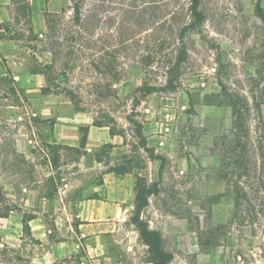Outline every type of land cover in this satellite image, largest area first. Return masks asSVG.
<instances>
[{
  "label": "rangeland",
  "instance_id": "obj_1",
  "mask_svg": "<svg viewBox=\"0 0 264 264\" xmlns=\"http://www.w3.org/2000/svg\"><path fill=\"white\" fill-rule=\"evenodd\" d=\"M170 1L169 8L178 10L175 21L183 24L187 0ZM201 1L204 19L183 37L187 53L175 89L147 93L140 87L163 85L164 76L156 64L133 60L128 40L119 54L120 74L108 80L109 98L79 103L65 91L70 83L32 77L50 59L38 40L45 25L37 26L28 0L5 3L11 10L0 39L18 41L0 42V90L20 104L3 114L20 122L14 142L26 155L28 172L0 171V264H153L130 220L142 186L153 189L140 218L160 234L171 254L167 264H264V216L251 221L242 201L243 224L229 221L233 195L219 174L222 148L215 145L232 123L220 84L256 103L259 113L248 124L253 137L264 139V0ZM61 2L67 9L70 0ZM62 15L67 18L68 9ZM100 18L98 38L107 26L116 35L118 19ZM152 26L144 25L138 38L158 33ZM128 38L123 30L122 39ZM171 47L165 44L164 52ZM65 118L105 126L110 140L86 145V126L80 125L77 145L59 143L54 134L63 130L54 125ZM254 161L264 173V151ZM109 169L130 172L124 190L109 189L125 202L98 221L103 207L88 199L105 197L98 185ZM237 254L239 261L233 260Z\"/></svg>",
  "mask_w": 264,
  "mask_h": 264
},
{
  "label": "trees",
  "instance_id": "obj_2",
  "mask_svg": "<svg viewBox=\"0 0 264 264\" xmlns=\"http://www.w3.org/2000/svg\"><path fill=\"white\" fill-rule=\"evenodd\" d=\"M114 2L70 0L67 18L62 15L67 10L64 7L57 12L44 13L45 29L38 40L42 50L49 53L50 59L48 63L42 65L41 72L46 79L50 76L62 83H70V87L65 91L73 103L85 102V98L90 97L99 102L101 99L109 98L111 88L108 80L118 78L122 64L119 54L127 46L128 40L133 60L142 65L156 64V68L161 69L164 76L163 85L144 82L140 87L147 93L158 89H175L187 53L183 37L186 32L196 30L204 19L201 0H187L185 10L188 20L181 25L175 21L178 10L169 8L170 0ZM159 2L162 3L163 9H159L160 14L156 15L154 10L160 7ZM153 4L157 6H152ZM112 9L115 11V17L107 14ZM102 15L104 21L118 19L114 27L116 35H113L114 30L107 26L103 28L102 36L98 38L97 29ZM14 19L17 20L18 16H14ZM124 22H127L126 28ZM148 24L153 25L158 33H154L152 29L150 34L138 38L143 26ZM123 30L125 33L129 32L127 40L122 39ZM165 44L171 45L173 50L164 52ZM220 86L231 108L232 123L215 141V145L222 148L219 174L226 181V189L233 195L234 207L229 221H240L241 225L245 219L240 208L242 201L248 206L247 217L251 218V221L264 216V173L254 161V157H259L264 151L262 149L264 139L258 135L257 138L253 137L248 124L254 111L259 113L256 103H250L242 94L228 92L222 84ZM20 98L22 99L21 95ZM18 104H20L18 99H11L9 93L0 90V171L15 174L28 172V169L26 170L28 160L26 155L15 147L14 135L20 122L9 120L3 111ZM152 189L142 186L136 190L130 220L137 228L141 240L146 243L152 263L167 264L171 254L163 249L160 234L150 229L148 223L140 218ZM3 215L0 212V216ZM233 260H241V255L237 254Z\"/></svg>",
  "mask_w": 264,
  "mask_h": 264
},
{
  "label": "crops",
  "instance_id": "obj_3",
  "mask_svg": "<svg viewBox=\"0 0 264 264\" xmlns=\"http://www.w3.org/2000/svg\"><path fill=\"white\" fill-rule=\"evenodd\" d=\"M29 1V7L32 11V17H36L38 20V24L37 26L39 27V22L42 21V25H45L44 23V13L46 11H50V12H57L61 9V0H28ZM14 0H0V26H2V21H4L7 16L9 15L10 17V10H11V5L14 4L13 3ZM10 4V6H8L7 4ZM41 27V26H40ZM3 41H18L15 38H4V39H0V42ZM32 77H37V76H41L44 79V75L43 73H39V72H33L31 73ZM61 126L62 130H63V134L60 136H57L56 134H54V136L56 137V141L62 144H66V145H70V146H75L77 145V139H78V133H79V129L78 126L80 125H85L86 126V145L89 144L90 142L92 144H97V142L99 141V143H104L106 141L110 140V132L105 126H96L93 125L91 122H78L75 123L74 122V118L72 119H68L65 118V120H63L60 123H55V127L57 126ZM75 127L76 129V133L73 134V128ZM127 175H130L129 171L123 172V173H117L114 170L109 169L108 171H105L103 174V182L100 183L98 186L99 187H104V193H106L104 198L101 197H93L91 199L88 200H94L96 202L101 203L100 205L103 208H100L99 210V217L96 219L98 221H103L105 219H109L110 216H112V213L115 209V207L117 209H119L120 211L122 210L123 206V202H125V200L123 199H119V198H113L110 193H109V189H115L118 191L119 190H124L125 186L124 184H126L125 182V178L127 177ZM111 184H114V186H112ZM97 191V190H96ZM112 191V190H111ZM98 192V191H97ZM98 194L100 195V193L98 192ZM81 202H84V200H82ZM115 206V207H114ZM100 223V222H99ZM93 236H101L100 233H95Z\"/></svg>",
  "mask_w": 264,
  "mask_h": 264
}]
</instances>
